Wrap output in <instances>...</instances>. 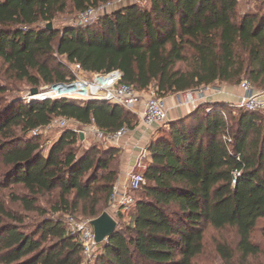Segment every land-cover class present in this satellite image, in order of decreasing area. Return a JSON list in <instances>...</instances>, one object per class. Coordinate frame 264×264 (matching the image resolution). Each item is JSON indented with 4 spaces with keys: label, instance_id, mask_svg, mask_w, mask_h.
Wrapping results in <instances>:
<instances>
[{
    "label": "trees",
    "instance_id": "16d2710c",
    "mask_svg": "<svg viewBox=\"0 0 264 264\" xmlns=\"http://www.w3.org/2000/svg\"><path fill=\"white\" fill-rule=\"evenodd\" d=\"M110 1L0 0V71L14 83L40 88L74 78L68 63L88 74L119 70L123 83L139 92L154 88L162 99L244 75L264 90V13L239 18L240 0H136L88 25L48 27L58 14ZM228 104L201 103L164 122L146 148V183L133 190L143 188L144 196L127 213H115L118 226L119 218L128 222V232L117 226L98 243L94 264H198L208 228L235 232V245L216 243L225 262H234L237 253L247 259L262 252L251 235L264 218V111H235ZM57 117L106 133L139 123L135 114L106 101L0 97V171L7 168L0 173V191L21 185L27 192H10V201L29 211L40 197L57 192L61 203L54 212L76 211L73 199L82 200L83 215L97 218L118 180L119 172L110 168L116 149L94 146L77 155L71 148L81 135L69 128L46 153L33 130ZM42 213L46 217L27 232L0 193V264L83 263L82 243L67 221Z\"/></svg>",
    "mask_w": 264,
    "mask_h": 264
},
{
    "label": "built area",
    "instance_id": "2783aa9c",
    "mask_svg": "<svg viewBox=\"0 0 264 264\" xmlns=\"http://www.w3.org/2000/svg\"><path fill=\"white\" fill-rule=\"evenodd\" d=\"M122 3L123 0H115L101 4L97 7H89L79 13L77 25H88L93 23L95 18L110 13L115 6H120ZM68 64L73 68L75 73L74 78L65 82L50 84L34 95L29 91L26 100L33 102L70 98L79 102H86L89 100L106 101L111 104L121 105L132 110L135 114H139L141 119L140 125L148 127L149 129L156 123H164L168 120V112L163 99L154 96L145 98L143 92H139L133 86L122 82L123 76L121 71L113 70L109 73H94L85 76L84 73L87 72L83 70L80 64ZM240 89L243 91V94L235 103L229 102L231 106L247 111H264V90L257 89L247 79L241 82ZM213 91L222 93L223 89L215 88ZM183 99L185 103L191 105L195 109L202 102H207L208 97L206 95V90H203V88H197L184 92ZM69 121L70 120L67 118L59 120L54 119L47 126L34 129L33 133L39 134L41 131L53 128L56 125L65 127ZM89 131L99 140L110 142L111 144H118L121 139L130 132V129L128 127H123L116 132L106 133L96 125L90 124L86 126L84 136L87 134L89 135ZM146 157L147 151L146 148L143 147L135 167L146 169ZM234 175L237 176L238 172L235 171ZM129 176V189L132 191L137 190L146 183L144 172L135 173L132 171L129 173ZM114 194L118 197L116 198L119 206L117 211H129L135 203V197L128 192L127 185L124 190L118 189L116 185L114 187ZM117 211H114V213ZM67 223L71 233L78 236L82 243L83 257L93 260L96 257L95 251L98 247V243L95 239L91 219H80L70 215L68 216Z\"/></svg>",
    "mask_w": 264,
    "mask_h": 264
},
{
    "label": "rangeland",
    "instance_id": "374dc122",
    "mask_svg": "<svg viewBox=\"0 0 264 264\" xmlns=\"http://www.w3.org/2000/svg\"><path fill=\"white\" fill-rule=\"evenodd\" d=\"M136 0H124V3L127 4L128 2H134ZM143 5H148L149 3L145 0L142 1ZM245 13H256L258 15H262L264 13V0H240V4L238 7V17L240 18L243 14ZM79 13H70L69 11L58 14L57 18L54 20L53 25L54 27H57L58 29L62 30L66 26H75L77 25V19H78ZM100 18V17H99ZM99 18H95L93 22L97 21ZM58 60L66 62L65 57L59 56ZM1 60H0V67H1ZM71 71L74 73L73 68L70 67L68 72ZM85 76H88L90 74L84 73ZM8 74H4V68L2 71H0V87H7L5 92L0 93V97L3 98L4 101L10 102L13 100H20V99H27L29 91L32 89L31 84L28 83L27 81H17V83H14L10 80H7ZM248 78L247 75H244L239 81L235 82H229V81H217L213 85L207 86V87H201L203 90H206L208 93L215 90V88H221V89H236L238 90L240 88L241 81ZM10 82V83H9ZM256 85V84H255ZM49 85L42 84L39 90L45 89ZM214 88V89H213ZM181 94V93H179ZM183 94V93H182ZM143 96L145 98L149 96H154L157 97L155 94V89L150 88L146 91L143 92ZM227 98L222 97L220 102H236L237 100H231V101H226ZM205 103V102H202ZM231 106L230 104H228ZM232 109L237 111L239 108L235 106ZM126 111L131 113V116L135 114L132 110L125 108ZM137 116L136 119H138V125L141 123V119L139 114H135ZM169 118V117H168ZM62 119V117H57L56 120ZM174 119H169V122ZM167 123H156L153 127L148 129V139L146 142H144L143 146L140 149L139 156L141 154L142 148H147V145L153 138V136L157 133V131L161 128L165 129ZM73 129L75 130L79 135H81V132L84 133L86 132V126H81L80 124L74 123L72 121H69L65 127H62L61 125H56L53 128L50 129H45L39 133L40 135V143L42 146L46 149V153L49 149V147L57 141L60 136L62 135L63 131L65 129ZM88 132V131H87ZM97 146L100 149H108L110 147H115V156L111 159V166L110 168L114 169L115 171L119 172L118 180L115 183L120 190H124L125 186L127 185L128 187V192L133 195L135 198H140L144 196V191L143 188L140 189L139 191H132L129 189V173L134 171L135 173L137 172H144V168H139V167H133L129 173L127 172L124 177L122 178V172H121V162L124 160V156L122 153V149L119 147L118 144H111L110 142H106L103 140H99L96 138L90 131L89 135H85L84 139L79 138L77 141L76 145L73 146L71 149L72 152L76 153L77 155H80L84 153V151ZM68 150L70 151V147H68ZM149 164V159L146 158L145 160V166L147 168ZM7 168H4L0 171L2 173L4 170ZM101 173H104L103 170H100ZM89 173L87 172L86 175ZM10 192L20 194V193H26L27 191L22 188L21 185L17 184H12L9 185L7 189H3L0 191V193L3 195L6 205L14 211L19 217L23 219L22 224H20V227L24 229L27 232L33 231L35 227L38 225L37 223L41 221L44 217L43 215V210L47 211L48 213L46 215L50 217H61L62 219L66 220L68 219V216L70 215H75L77 218H83V219H91L88 216L83 215L82 209H83V204H85L84 201L82 200H74L76 201L77 204V210L76 211H59V212H54L53 207L55 205H59L61 203V199L57 198V192H54L53 194H47L42 197H40L37 209L33 211H29L23 208V206L18 203V202H11L10 200ZM104 193H101L102 196V203L104 202ZM115 196V197H114ZM117 195L113 194L106 202L103 203V212L108 211L114 218H115V213L114 211H117L119 208L118 206V200H116ZM71 198L73 196H70ZM115 198V199H114ZM127 213V211H125ZM116 219V218H115ZM92 220V219H91ZM120 223L118 228L123 231L128 232L127 226L128 222L124 221L122 218H119ZM128 220V219H127ZM118 222V221H117ZM251 239L253 242L257 243L260 245L262 252L257 255L256 257H247V259H244L241 254L237 253L235 255V260L234 262H225L221 259L219 254L216 251V243L220 240H226L228 242H233V245L237 243L236 239V234L234 231L231 230H224V231H215L211 228H208L205 231V237H204V243H205V252L195 260L198 264H264V218L260 219L257 222V225L255 229L252 232ZM101 252V248L97 247L95 251V256H97ZM96 258V257H95ZM95 258L93 260L88 259L83 257V264H94L95 263Z\"/></svg>",
    "mask_w": 264,
    "mask_h": 264
},
{
    "label": "crops",
    "instance_id": "0c3cea01",
    "mask_svg": "<svg viewBox=\"0 0 264 264\" xmlns=\"http://www.w3.org/2000/svg\"><path fill=\"white\" fill-rule=\"evenodd\" d=\"M122 5H125L124 0ZM120 6H115L113 9H117ZM242 94L243 91L240 88L238 90L223 89L222 93H217L215 91L208 93L206 91V95L208 97L207 102L218 101L222 97L227 98L226 101H231L234 99L237 100ZM163 101L168 112V120L186 116L194 110L191 105L185 103L182 93L168 96L164 98ZM148 129V127L139 124L136 126V128L130 130V132L126 134L125 137H123L118 143L124 156V160L121 162L122 178L127 172L129 173V171L135 167L139 157L140 149L144 142H146L148 139Z\"/></svg>",
    "mask_w": 264,
    "mask_h": 264
},
{
    "label": "water",
    "instance_id": "95a60500",
    "mask_svg": "<svg viewBox=\"0 0 264 264\" xmlns=\"http://www.w3.org/2000/svg\"><path fill=\"white\" fill-rule=\"evenodd\" d=\"M48 27L53 28V23L50 22ZM38 92V88H32L30 90L32 95L37 94ZM81 139H84L83 132H81ZM91 224L94 228L97 243H102L108 240L114 234L118 226L117 220L108 211H104L99 217L92 219Z\"/></svg>",
    "mask_w": 264,
    "mask_h": 264
}]
</instances>
